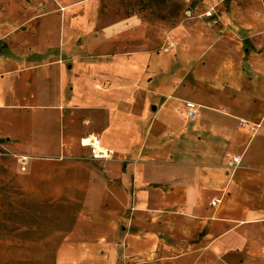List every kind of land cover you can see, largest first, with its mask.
Returning a JSON list of instances; mask_svg holds the SVG:
<instances>
[{
	"label": "crops",
	"instance_id": "0c3cea01",
	"mask_svg": "<svg viewBox=\"0 0 264 264\" xmlns=\"http://www.w3.org/2000/svg\"><path fill=\"white\" fill-rule=\"evenodd\" d=\"M65 1L0 0V121L9 118L18 129L33 109L47 111L48 119L67 101L66 129L77 130L61 140L56 160H47L52 153L30 142L20 144L22 149L84 177L80 184L103 190L115 217L123 208L130 214L126 226L139 213L138 227L156 236L158 249L190 248L169 261L195 252V260L180 264H264V160L247 157L264 131V58L235 48L245 40L253 47L264 40L260 0L238 1L226 13L258 33L184 38L173 52L152 51L149 40L134 41L147 27L134 24L133 17L101 29L104 43H87L84 15L74 12L78 3L63 6ZM56 4L64 7L63 18ZM58 22L63 29L55 47ZM173 40L166 43L175 45ZM191 86L189 96L178 93ZM231 89L235 95L224 94ZM171 100L185 105L182 123L165 111ZM188 102L196 103L193 119L186 114ZM161 117L170 124L153 130ZM254 124L260 125L255 136ZM90 135L112 158L100 163L87 156L79 141ZM5 137L17 135L0 129ZM163 141L169 144L165 151ZM233 157L240 158L237 165H230Z\"/></svg>",
	"mask_w": 264,
	"mask_h": 264
},
{
	"label": "rangeland",
	"instance_id": "374dc122",
	"mask_svg": "<svg viewBox=\"0 0 264 264\" xmlns=\"http://www.w3.org/2000/svg\"><path fill=\"white\" fill-rule=\"evenodd\" d=\"M238 1L241 3L242 0H67L63 6L78 3L74 12L84 15L87 43H104L98 33L101 29L133 17L134 24L147 27V33L134 38V41L149 40L152 51L165 52L170 47L173 52L181 49L178 46L184 38L225 35L228 39H235L236 34L244 37L249 33H258L257 28L252 29L231 15L226 16L227 11L231 13L234 10ZM260 5L264 8V0H260ZM56 9V13L63 18L64 7L56 4ZM68 12L71 11L68 9ZM261 22L264 25V19ZM61 25L59 22L56 25L54 41L55 38L58 40L59 31L64 27V46H68L70 42L67 38L71 30L68 20L63 27ZM167 39H170L169 43L176 39L172 41L176 44L166 43ZM58 43L55 41V47H60L61 43ZM75 43L72 42L73 45ZM257 47L245 40L235 48L241 53V50L252 49L263 53L261 57L264 58V40H258ZM142 86L145 88L144 84ZM192 88L182 87L178 93L189 96L191 90L194 91ZM193 94L192 101L195 100ZM224 94L235 95V91L227 90ZM79 100L77 98L74 102ZM67 103L65 101L61 108L59 122L57 111H51L47 119V111L38 109L27 114V119L18 129L9 118L0 121L3 132L10 130L17 135L16 140L0 138V264H180L195 260L197 253L188 252L181 261H169L173 258L170 256L182 250L187 252L190 248L158 249L156 236L147 235L138 227L139 213L135 212L134 222L126 226L130 214L123 212V208V215L115 217L113 211L116 209L113 206L108 208L111 201L103 190L93 187L94 184H80L84 177L78 178L66 167L59 168L53 162L40 161L41 156L20 147V144L27 146L30 142L38 150L52 153L49 155L51 159L47 160H56L53 155L59 152L61 140L77 130L66 129L70 118L67 117ZM183 106L184 103L173 100L166 106L165 111L177 124L181 122ZM93 117L98 122L101 119L100 113L93 114ZM169 124L168 118L161 117L153 130ZM255 132L253 129L254 136ZM263 132L261 130L256 135L247 152V157L258 163L264 160ZM167 148L169 144L163 141V151ZM84 151L92 161L101 163L109 160L92 159L87 148ZM197 156L194 158L198 160ZM261 200L258 199V203ZM115 227L117 232L113 229ZM125 230L128 233L124 237ZM154 259L160 260L154 263L147 261Z\"/></svg>",
	"mask_w": 264,
	"mask_h": 264
},
{
	"label": "built area",
	"instance_id": "2783aa9c",
	"mask_svg": "<svg viewBox=\"0 0 264 264\" xmlns=\"http://www.w3.org/2000/svg\"><path fill=\"white\" fill-rule=\"evenodd\" d=\"M186 111H187L186 112L187 117L189 119H193V117L197 115L196 103L188 102ZM240 124H243L244 127L248 126L247 122L243 119H240ZM253 126H254L255 131L260 127V125L258 124H254ZM79 142L81 143L83 147L87 148L88 153L92 159L107 160V159L112 158L111 157L112 153L108 149H105L102 146L101 142L95 135L82 137L80 138ZM239 161H240L239 157L238 158L233 157L232 159H230L229 163L230 165H237Z\"/></svg>",
	"mask_w": 264,
	"mask_h": 264
}]
</instances>
